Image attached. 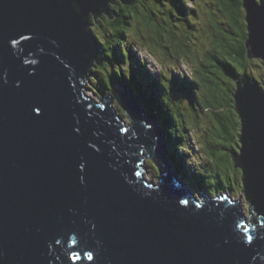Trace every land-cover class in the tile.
<instances>
[{
	"label": "water",
	"instance_id": "obj_1",
	"mask_svg": "<svg viewBox=\"0 0 264 264\" xmlns=\"http://www.w3.org/2000/svg\"><path fill=\"white\" fill-rule=\"evenodd\" d=\"M114 1L0 0V264H264V89L235 82L240 200L194 194L131 91H85L101 57L90 17L112 19ZM243 5L264 62V0Z\"/></svg>",
	"mask_w": 264,
	"mask_h": 264
},
{
	"label": "trees",
	"instance_id": "obj_2",
	"mask_svg": "<svg viewBox=\"0 0 264 264\" xmlns=\"http://www.w3.org/2000/svg\"><path fill=\"white\" fill-rule=\"evenodd\" d=\"M218 1L220 2L219 9L226 18L221 22L222 25L217 24L212 29L208 25L201 27L203 30L208 28L205 31L211 34L210 36L207 34V36L203 34L200 36L204 40H209L208 43L211 44V50L206 51L203 56L196 55L194 50L192 52L190 48L186 50L187 47L184 45L186 37L179 40L175 33H169L163 37V32L160 30L158 24L148 19V16H143V24L151 26L157 32L156 34L153 32L155 38L144 36V43L148 39L153 48H155V43L166 42V47L170 53L168 56H165V54L163 57L171 62V64H168L169 68H175L178 63H183L190 67V76H185L180 70H177L179 73L175 74L173 71H167L163 67L161 73L163 74L164 82L161 81L162 77L159 78L158 74H152L148 70L143 71L141 75L132 80L129 76L134 72L128 66L129 69L126 71L129 79L124 78L123 80L120 77V74L123 73L121 68H125L126 63L116 64L114 68L112 61L104 52L94 71L91 70L93 72L92 76L98 73H101V75L105 73L107 75L105 78L108 80L105 81L104 85L106 87H103V93L110 92L113 83L123 80L128 90L139 97L147 99L146 95L150 91L157 94L153 98L156 101V105L152 107L144 105L143 110L146 113L156 112L165 124L166 134H164V141L166 142V146L169 147L170 160L176 172H179L190 189L197 193L204 190L211 193L220 191L233 192L235 186H239L240 190L242 189V172L240 166L233 161L235 155L239 154L240 146L239 133L235 132L237 127V116L233 98V94L237 88L235 82L239 76H249L255 78L258 83L264 84L263 75L259 74L257 76L253 73L255 66L261 67L262 71H264V62L261 58L255 57L254 53L250 51L249 45H247L248 29L245 9L242 5L243 0ZM138 2L139 0H135L130 5L122 3L113 4L112 9L115 11L113 19L108 18V16L98 17L99 22L97 24L100 23L98 26L106 27L109 31L106 33L108 34V42L111 44L113 41L119 40L126 57L132 52L126 42L124 29L128 27L130 19L134 16L131 14V9ZM180 2L182 3L178 1V5L175 4V6L179 10V14L182 15L184 13L183 6L184 4L187 5V2L185 0H180ZM191 10L196 13L195 8H191ZM126 11L129 14H126ZM93 22H95V18H93ZM191 22L194 23L193 21H188L186 22V28L183 27L188 33L189 29H194ZM99 41L105 45L102 39H99ZM181 41L184 42L182 43ZM119 45H117V48ZM144 47L146 48V45ZM153 52L155 54V51ZM119 53V49L115 48L113 57H120ZM123 62H125V59ZM130 62L135 65L132 59ZM166 71L169 72V75ZM225 74H227L226 78ZM91 77L90 80L92 79ZM181 98L187 100L190 104L191 110L188 111L189 113L178 111L177 102ZM193 113L195 117L191 118ZM205 115L210 119L209 123L213 120L217 121L221 117L224 118V125L222 123V128L217 130V134L215 135L219 137L217 138L219 141L211 137V134H207L210 130L208 124L200 122V119L204 118ZM229 115L231 118H229ZM202 129L203 132H198L195 135L199 142H201L202 149L205 150L210 159L204 163H199L198 167V163H193V159L191 158L194 151L191 141L192 139L194 140L193 132ZM224 149L226 151L222 152ZM207 165L213 170L211 175L215 178V187L211 191H209L208 181L204 179L207 175V172H204ZM246 203L249 206L250 213H253L250 204ZM250 217L254 216L251 214Z\"/></svg>",
	"mask_w": 264,
	"mask_h": 264
},
{
	"label": "rangeland",
	"instance_id": "obj_3",
	"mask_svg": "<svg viewBox=\"0 0 264 264\" xmlns=\"http://www.w3.org/2000/svg\"><path fill=\"white\" fill-rule=\"evenodd\" d=\"M180 0H139L138 4L134 8L131 9V14L134 16L130 19V22L128 24V27L124 29V32L126 34V42L128 44V47L131 49V54L127 55L126 57V68L132 70L134 73H132L130 76L127 75V71L125 68H121V71L123 72L120 74V77L124 80L126 78L129 79L127 76L130 77V79L137 78L138 75H141V73L147 69H149L153 74L161 73L162 68H166V70H171L175 74L179 73L177 70L183 69L187 76H190L191 69L188 65H185L183 63H178L175 68H169V63L171 62L167 61V58H164L163 56H168L170 51L166 47V42H159L155 43V48H153L151 42L147 39L144 43V36L154 37L153 32L156 34V30L152 28L151 26H146L143 24V16H148V19H151L153 22L155 21L156 24L160 27V30L163 32L162 36H166L169 33H175L178 36V39L181 40L183 37H186L184 40V45L191 49V51L196 55L203 56V54L211 50V44L208 43L209 40H204L200 36L203 35H211L210 32H206L205 30L208 28H203L206 25L210 29L214 27L217 24H221L226 18L225 15L221 13V10L219 9L220 2L218 0H185L187 2V5L184 4L183 9L184 13L181 15L179 14V10L175 6L177 2ZM182 1V0H181ZM258 1V0H257ZM173 4V5H172ZM178 5V4H177ZM243 5V1H242ZM191 8H195L196 13H194ZM244 8V5H243ZM187 9V10H186ZM189 9V10H188ZM245 9V8H244ZM126 10V9H125ZM128 12L126 11V14ZM103 11L98 15L99 17L102 16ZM129 14V13H128ZM246 15V11H245ZM190 19V20H189ZM129 19L127 20L128 23ZM188 21H193V28L189 29V33L186 29H183V27L186 28ZM138 26V28H137ZM211 26V27H210ZM94 33L103 40V43H105V50L102 49V51H105L104 53L107 54L110 60H112L113 57V51L117 45H119L121 42L119 40L113 41L111 44L107 42V37L105 38V29L106 27H99L97 24H95L93 27ZM91 28V29H92ZM196 28V29H195ZM109 31L106 29V33ZM197 33V36H196ZM206 35V36H207ZM208 36V38H209ZM155 38V37H154ZM153 40V39H152ZM182 42V41H181ZM182 42V43H183ZM177 43V42H176ZM161 44V45H160ZM144 45H146V48H144ZM123 48V47H122ZM155 49V50H154ZM155 51V54L154 52ZM202 53V55H201ZM115 59V58H114ZM130 59H132L135 63V65L130 63ZM115 62V60H113ZM117 63H120V61H117ZM146 63V64H145ZM129 66V68H128ZM171 66V65H170ZM264 69V68H263ZM166 71V72H167ZM136 73V74H135ZM169 75V72H167ZM253 73H255L257 76L259 74L263 75L264 79V71H262L261 67H254ZM92 75L89 76V78ZM105 77L107 75L104 73L101 75V73H98L95 76H92L91 80H87L84 84L87 89L85 91L89 94H91L94 98L97 99V101L100 98V94L98 93L103 91V87H106L105 81L108 80ZM227 77V74H225V78ZM164 82V81H163ZM105 90V89H104ZM155 96H157L156 93L150 91L147 93L146 98L139 97L140 103H142L145 106H155L156 101L153 99ZM115 99H112V103L115 107L117 105ZM116 108V107H115ZM177 109L178 111L182 112H188L191 110L190 104L185 99H180L177 102ZM226 110V108H225ZM118 111V110H117ZM210 112V111H209ZM155 118L158 121V125L160 126L163 134H166V127L163 121H161L160 117L157 113L151 112ZM189 113V112H188ZM122 115L125 116V114L122 111ZM237 116V114H236ZM126 117V116H125ZM195 117L194 113L191 115V118ZM229 118L231 116L229 115ZM209 118L205 117L200 119V122H205L209 126V132L207 134H211V137L215 138L216 141H219L217 138L218 136H215L217 134V130L222 128V123L224 125V118L221 117L217 121L213 120L211 123H209ZM221 121V122H219ZM227 123V122H226ZM236 130L235 132L240 131V125L239 120L236 118ZM239 125V126H238ZM232 131V129H231ZM198 132H203L202 130H195L193 132L194 140L192 139L191 145L194 149L193 155L191 158H193V163L197 162V166L199 167V163H204L210 159L209 155L206 154L205 150L201 147V142H199L197 136L195 134H198ZM236 135V134H235ZM226 151V149L222 150V152ZM198 157V158H196ZM147 159V158H146ZM147 166L148 171L146 173V177L155 181L157 180V172H156V166L155 164H151L150 159H147ZM201 171V170H200ZM211 170L208 165L204 169V172H207V175L205 176V180L208 181L209 184V191H211L215 187V178L211 175ZM196 172V171H195ZM203 173V174H205ZM203 192H206L205 190ZM241 190L239 186L234 187V191L230 192L229 196H231L233 199L239 198L241 194ZM211 193V192H210ZM218 192L214 193L213 195H218Z\"/></svg>",
	"mask_w": 264,
	"mask_h": 264
},
{
	"label": "clouds",
	"instance_id": "obj_4",
	"mask_svg": "<svg viewBox=\"0 0 264 264\" xmlns=\"http://www.w3.org/2000/svg\"><path fill=\"white\" fill-rule=\"evenodd\" d=\"M253 1H255L256 3H259V2H261V1H256V0H253ZM118 3H121L119 0H116V1H114V3H110V8L112 9V7H113V4H115V5H117ZM112 12L115 14V11L112 9ZM105 16H107V14L105 13V12H103V14H102V16H100V17H105ZM98 15L97 16H94V15H91V17H90V22H91V25H90V27L92 28L95 24H97V22H99L98 21ZM114 17H115V15H114ZM113 17V18H114ZM93 18H95V22H93ZM97 18V19H96ZM112 18V19H113ZM98 24H100V23H98ZM98 24H97V26H98ZM92 30V34H94L96 37H97V39L99 40L100 38L94 33V30H93V28L91 29ZM108 38V34H106V31H105V38ZM107 42H108V39H107ZM99 45H100V49H101V55H102V53L103 52H105V51H102V49H104L105 50V45H103L100 41H99ZM145 48V47H144ZM116 49H119V56L120 57H117V58H113L111 61H112V63H113V67L115 68V66H116V64H121V63H125L126 62V54L124 53V51H123V48H122V46H121V44L118 46V48L116 47ZM113 52H114V50H112ZM100 59H101V57H100ZM125 59V62H123V60ZM113 60H115V62H113ZM117 61H120V63H117ZM130 61H131V59H130ZM97 63H99V60L98 61H96V62H93L92 63V65L90 66V70H89V73H90V75H92V71H94V69H95V66L97 65ZM131 63V62H130ZM146 64V63H145ZM125 69L127 70V68H126V66H125ZM92 70V71H91ZM149 72H151L149 69H147ZM143 73V72H142ZM152 73V72H151ZM153 74V73H152ZM156 74H158V73H156ZM89 75V76H90ZM159 78H161V76L158 74L157 75ZM248 78H250L251 79V81H253V82H255V83H257V84H259L263 89H264V85L263 84H261V83H258L257 82V80L255 79V78H251V77H249V76H247ZM90 78H88V80H89ZM161 81H164L163 79L161 80ZM118 82V81H117ZM117 82H115V83H117ZM131 93L138 99V101H139V98H138V96L135 94V93H133L132 91H131ZM234 98V97H233ZM140 102V101H139ZM234 102H235V99H234ZM116 104H117V101L115 102ZM113 104V103H112ZM141 106L143 107L144 105L141 103ZM115 109L116 110H118V112L120 113V114H122L121 112H122V110H121V108L119 107V105L117 104V105H115ZM234 107H235V112H236V114H237V119L239 120V117H238V110H237V107H236V102H235V104H234ZM121 112H120V111ZM154 113H156V112H154ZM149 114H152V113H149ZM165 136V135H164ZM238 153H239V151H238ZM193 159V158H192ZM151 161V160H150ZM152 162V161H151ZM152 164H153V162H152ZM241 170V169H240ZM241 172H242V170H241ZM177 174H178V177L179 178H181V180L184 182V184L187 186V183L183 180V178H182V176H180V174H179V172H177ZM157 180H158V178H157ZM241 183H242V179H241ZM242 188H243V185H242ZM241 191H242V189H241ZM211 195H213L212 193H210ZM213 196H215V195H213Z\"/></svg>",
	"mask_w": 264,
	"mask_h": 264
},
{
	"label": "snow or ice",
	"instance_id": "obj_5",
	"mask_svg": "<svg viewBox=\"0 0 264 264\" xmlns=\"http://www.w3.org/2000/svg\"><path fill=\"white\" fill-rule=\"evenodd\" d=\"M10 43L14 45V44L17 43V41H16L15 39H12V40L10 41ZM0 79H2V77H0ZM36 111H39V109L37 108ZM149 127H151V125H149ZM124 131H127V129H124ZM76 132H79V128L76 129ZM81 167H84V165H81ZM182 203H187V201H182ZM245 240H246V243H247L249 246H251V244H252V242H253V238H252V236H250V235L247 236V237L245 238ZM57 243H59V241H57ZM67 251L73 253V256L71 257L72 259H79V257H77V256L75 255V250H74V249H68ZM87 258H88L89 260H92V261H95V259H96V257L93 256L92 252H88V253H87ZM57 259H59V257H57ZM253 259H255V257H253ZM261 259H264V257H261Z\"/></svg>",
	"mask_w": 264,
	"mask_h": 264
},
{
	"label": "flooded vegetation",
	"instance_id": "obj_6",
	"mask_svg": "<svg viewBox=\"0 0 264 264\" xmlns=\"http://www.w3.org/2000/svg\"><path fill=\"white\" fill-rule=\"evenodd\" d=\"M261 1V0H260Z\"/></svg>",
	"mask_w": 264,
	"mask_h": 264
}]
</instances>
